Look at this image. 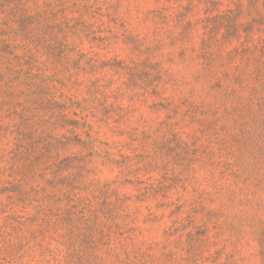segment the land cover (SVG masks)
Listing matches in <instances>:
<instances>
[{
    "label": "rangeland",
    "instance_id": "rangeland-1",
    "mask_svg": "<svg viewBox=\"0 0 264 264\" xmlns=\"http://www.w3.org/2000/svg\"><path fill=\"white\" fill-rule=\"evenodd\" d=\"M0 264H264V0H0Z\"/></svg>",
    "mask_w": 264,
    "mask_h": 264
}]
</instances>
